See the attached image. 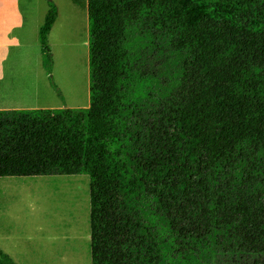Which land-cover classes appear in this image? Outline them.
I'll return each instance as SVG.
<instances>
[{
	"label": "trees",
	"instance_id": "trees-1",
	"mask_svg": "<svg viewBox=\"0 0 264 264\" xmlns=\"http://www.w3.org/2000/svg\"><path fill=\"white\" fill-rule=\"evenodd\" d=\"M88 34L89 107L0 110V177L87 175L91 264H264V0H92Z\"/></svg>",
	"mask_w": 264,
	"mask_h": 264
},
{
	"label": "rangeland",
	"instance_id": "rangeland-1",
	"mask_svg": "<svg viewBox=\"0 0 264 264\" xmlns=\"http://www.w3.org/2000/svg\"><path fill=\"white\" fill-rule=\"evenodd\" d=\"M92 0H0V110L88 108V7ZM53 4L57 18L48 36L50 71L43 64L38 30ZM84 175V174H82ZM0 180V198L28 207L52 228L83 230L85 178ZM88 194V193H87ZM59 232V231H57ZM215 255L212 264H228Z\"/></svg>",
	"mask_w": 264,
	"mask_h": 264
},
{
	"label": "crops",
	"instance_id": "crops-1",
	"mask_svg": "<svg viewBox=\"0 0 264 264\" xmlns=\"http://www.w3.org/2000/svg\"><path fill=\"white\" fill-rule=\"evenodd\" d=\"M51 109V108H34ZM86 181L87 217L83 230L54 229L28 207H16L13 200L0 198V248L15 264H91L90 198L87 175L0 177V180ZM88 193V194H87ZM59 231V232H57Z\"/></svg>",
	"mask_w": 264,
	"mask_h": 264
}]
</instances>
